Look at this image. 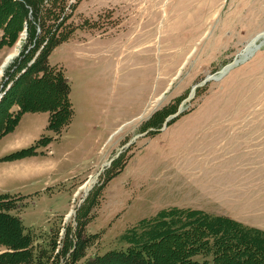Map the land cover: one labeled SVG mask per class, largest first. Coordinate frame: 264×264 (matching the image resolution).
<instances>
[{
	"label": "rangeland",
	"instance_id": "374dc122",
	"mask_svg": "<svg viewBox=\"0 0 264 264\" xmlns=\"http://www.w3.org/2000/svg\"><path fill=\"white\" fill-rule=\"evenodd\" d=\"M41 5L44 14L59 20L46 27L30 14L25 18L18 3L8 6L14 22L21 20V32L0 48L5 50L0 87L8 79L4 93L47 100L54 90L33 81L44 75L57 88L60 80L70 85L52 108L67 112L54 150L61 172L70 168L78 174L56 195L29 204L20 199L11 211L21 220L28 212L22 225L42 234V244L56 239L53 255L41 263L67 264L76 253V262L84 264L110 250H127L132 241L162 242L151 235L161 220H171L180 235L188 228L194 235L191 220L204 215L264 233V45L220 80L206 82L264 33V0H43ZM53 28L67 39L31 74L32 81H16L52 42ZM16 106L18 112L8 115L12 122L21 110ZM26 113H49V124L53 116L46 110ZM18 125L2 124L0 140ZM46 135L55 133L47 128ZM93 177L98 181L87 195L84 186ZM1 235L5 238L0 230ZM80 236L92 237L89 247H81ZM171 242L146 252L168 249L180 256L188 249L187 240ZM9 251L14 250L0 244V254ZM202 252L195 260H212ZM171 256L168 264H177L180 257Z\"/></svg>",
	"mask_w": 264,
	"mask_h": 264
},
{
	"label": "trees",
	"instance_id": "16d2710c",
	"mask_svg": "<svg viewBox=\"0 0 264 264\" xmlns=\"http://www.w3.org/2000/svg\"><path fill=\"white\" fill-rule=\"evenodd\" d=\"M42 1L43 0H0V31L4 32L0 42V48H2V46H6V43L12 44V42L17 39V36H19L21 32V26L19 25L21 20H19L17 24L14 22L15 18L17 20V17H15L14 13L7 10V8H9L8 6L18 3L25 18H27L30 14V17L32 16L37 21L43 23L46 27L49 22L52 25L59 20L58 18L50 19V16H52L51 12L46 14L43 13L41 10V8L43 9V5H41ZM2 15H9L10 18L8 17L7 19H2ZM53 29L56 30V28ZM56 31L57 32L53 33V36L50 37L52 42L46 47V50H43L38 56V62L27 68L26 73L22 74V76L16 81H19L21 78L24 79V77H26L29 81H32L33 76H31V74H35L37 71H39L40 66L47 65L53 48L62 43V39H67L66 36L63 35L64 33L62 32V29L59 28ZM34 33V30H31V36H33ZM61 36L64 37L61 38ZM37 44L38 41H35L34 48L37 46ZM26 51L30 52V50ZM36 51L37 49L35 52ZM28 54L25 53V57H27ZM30 55L31 56L29 58L34 57L32 56L33 51H31ZM40 71L43 72L44 70L42 69ZM47 77V75H44V77L40 80H33L39 83H46L48 87L52 88V90L55 92V96H49L47 97V100H43L45 101V106L43 105V107L33 108L28 105L30 102H32L30 101V96L27 97L24 94L16 95V93L14 95V92H11V90H8L6 93L3 104H5L7 100L9 102L8 105L5 104L7 108L12 107L13 105H19L21 107L20 112L16 116V124L19 123L21 116L26 112H37L41 110L50 112L52 111L53 116L50 120L48 129L53 130L55 135L43 136L33 146L13 153L5 157L4 160L33 155L37 153V150L40 146L46 145L58 139V134L62 129L61 118L67 112L64 111L63 114L59 107L57 110L52 108L60 105L59 100L61 98L62 90L67 92L70 90V85L65 81H62V84L60 80V83L63 86L59 84L57 88V86L55 87V85L52 84L53 80L47 83ZM48 104L50 106H48ZM58 116L61 119L59 121ZM15 122H12V120L8 118L6 124H15ZM16 203H18V200L14 197L8 195L0 196V230L3 231V234L5 235V238L2 235L0 236V244H5L14 250L12 252L9 251L10 253L5 252L0 254V264H31L34 263L32 260L42 264V259L49 260V258H51L53 255V252L57 247V241L53 238L50 240L51 242H49V244L47 242L42 244L40 242V240H42L41 235L36 236L34 232L31 233V231L24 228L22 225V220L16 215L11 214V211L16 209ZM164 217H166V215ZM164 217L162 219H165ZM191 221H189L191 222L189 226L194 225L197 229V232L194 233V235L190 234L191 236H189L190 228L187 229L185 234L180 235V230L173 228L172 223H170L171 220H161L155 223L157 229L153 234H151L152 237H157L155 240H163L162 242L170 240L175 242L180 238H182L183 242L187 240L188 249L186 252H182L180 256L178 254H172V252H170L168 249H166V251L163 253H155V255H150L148 252H146L157 247H152V245H158L159 247V245L162 243L159 241L154 242L152 245H149V243L139 244L132 241L130 244L133 246L129 247L127 250H113L102 256H96L95 258L86 261L84 264H168L169 257L171 255L173 258H176L173 255L180 257L177 264H264V233L259 231H251L248 229L246 230V228H243L239 225L237 226L230 221H216L205 215L201 218H196L195 220ZM10 226L14 228V231H11L9 228ZM7 228L9 232L12 233L11 235L7 234L5 231ZM77 239L79 240V238ZM91 240L92 237H88L84 238L82 241L80 236L79 241L81 242V247L83 248L85 245L86 247H89ZM65 247L68 249L69 244L65 243L64 249ZM200 250L203 251V255L205 254L204 258L212 256V260H195V254H197V252ZM76 257V253L73 254L72 259L67 264H78V262H76Z\"/></svg>",
	"mask_w": 264,
	"mask_h": 264
},
{
	"label": "crops",
	"instance_id": "0c3cea01",
	"mask_svg": "<svg viewBox=\"0 0 264 264\" xmlns=\"http://www.w3.org/2000/svg\"><path fill=\"white\" fill-rule=\"evenodd\" d=\"M3 34V31H0V38ZM4 52V49H0V64L3 61ZM10 108H7L5 104L0 105V126L6 124L8 115L15 114L19 110L16 105ZM49 119V113H24L15 130L2 136L0 140V181L7 183L8 178L14 175H17V178L13 184L0 186V196L22 198L27 204L44 201L46 196L56 195L62 185L70 183L78 174L70 168L66 170L67 173L61 172L62 159L58 156L57 150H54L57 145L56 141L47 147L39 148L37 154L30 155L20 162H1L5 157L27 149L39 141L49 126ZM13 137L15 141L10 140ZM11 145L12 147L7 148ZM27 213L21 214L23 224L26 222Z\"/></svg>",
	"mask_w": 264,
	"mask_h": 264
},
{
	"label": "bare ground",
	"instance_id": "6f19581e",
	"mask_svg": "<svg viewBox=\"0 0 264 264\" xmlns=\"http://www.w3.org/2000/svg\"><path fill=\"white\" fill-rule=\"evenodd\" d=\"M263 45H264V33H262L259 36L255 37L248 44V46L239 54V56L236 59V61L234 62V64L236 62L241 63V62L249 60L255 54V52H257L261 48V46H263ZM7 59L10 61L11 59H13V56H10ZM231 66L232 65L226 66L218 75H215L214 77H212V80H214V81L220 80L222 77H224L226 74L229 73V71L232 69ZM236 66H238V65H236ZM28 105L31 106V107H36V108L37 107H43V105L45 106V101H41L40 100V101L29 103ZM97 181H98V178L97 177H93L85 184L84 188H85V193L87 195L95 187Z\"/></svg>",
	"mask_w": 264,
	"mask_h": 264
},
{
	"label": "water",
	"instance_id": "95a60500",
	"mask_svg": "<svg viewBox=\"0 0 264 264\" xmlns=\"http://www.w3.org/2000/svg\"><path fill=\"white\" fill-rule=\"evenodd\" d=\"M239 62H236L234 65L231 66V68L235 67L236 65H238ZM209 80H212V77H209L207 78L206 82L209 81ZM196 89H197V86L192 90V94L190 96V99H192L195 95V92H196ZM178 115H174L172 116L171 118H169L167 121H166V124L164 125V127L159 131V132H163L167 127H168V123L172 120H174Z\"/></svg>",
	"mask_w": 264,
	"mask_h": 264
},
{
	"label": "built area",
	"instance_id": "2783aa9c",
	"mask_svg": "<svg viewBox=\"0 0 264 264\" xmlns=\"http://www.w3.org/2000/svg\"><path fill=\"white\" fill-rule=\"evenodd\" d=\"M2 97V95H0Z\"/></svg>",
	"mask_w": 264,
	"mask_h": 264
}]
</instances>
